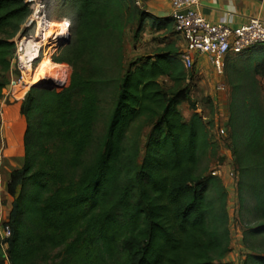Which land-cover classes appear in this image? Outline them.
I'll return each instance as SVG.
<instances>
[{
  "label": "trees",
  "instance_id": "trees-1",
  "mask_svg": "<svg viewBox=\"0 0 264 264\" xmlns=\"http://www.w3.org/2000/svg\"><path fill=\"white\" fill-rule=\"evenodd\" d=\"M62 1L71 40L55 60L68 65L66 84L32 88L20 107L25 162L6 184L12 233L0 237L11 264H230L228 191L219 176L200 171L218 146L180 50L168 44L123 72L128 25L137 24L136 37L147 19L151 29L167 25L135 0ZM29 14L26 0H0V98ZM226 77L239 211L250 215L245 264H264V47L229 57ZM107 88L111 108L98 135ZM183 103L193 110L189 118ZM141 118L152 127L145 149L142 128L132 133ZM249 236L261 240L252 244Z\"/></svg>",
  "mask_w": 264,
  "mask_h": 264
},
{
  "label": "built area",
  "instance_id": "built-area-1",
  "mask_svg": "<svg viewBox=\"0 0 264 264\" xmlns=\"http://www.w3.org/2000/svg\"><path fill=\"white\" fill-rule=\"evenodd\" d=\"M170 17L176 32L184 41L180 50V58L186 69L193 72L197 54L208 55L217 75L226 77L227 60L231 54L239 55L264 45V22L260 18H252L240 28L233 29L225 22L212 23L200 11L201 0H169ZM30 14L20 32L14 38L15 48L11 58V67L7 86L0 98V116L8 103L22 102L34 85L31 80L39 76L42 64L50 57L52 63L46 68L44 81H54L58 88L65 86L67 76L64 74V63L55 60L56 53L66 37L69 28L64 25L60 30L58 21L50 16L47 0H26ZM52 23V26H48ZM52 33V36H48ZM44 72V71H43ZM189 81V80H188ZM57 88V89H58ZM217 89H226V82L220 81ZM2 118V117H1ZM1 120V119H0ZM217 175V170L212 171ZM7 218L0 214V237L5 240L11 236L12 230L6 223ZM0 262L11 264L7 252V244L0 246Z\"/></svg>",
  "mask_w": 264,
  "mask_h": 264
},
{
  "label": "rangeland",
  "instance_id": "rangeland-1",
  "mask_svg": "<svg viewBox=\"0 0 264 264\" xmlns=\"http://www.w3.org/2000/svg\"><path fill=\"white\" fill-rule=\"evenodd\" d=\"M50 16L52 19H59L58 23L60 30L64 27V23L60 21L61 16H63L65 9H60V5L64 4L62 0H47ZM62 12V13H61ZM137 25V24H136ZM136 25L131 23L128 25V29L126 30L125 42H124V70L130 67L131 64L139 61L142 57L147 54L153 52L155 48L154 44H150L149 40L152 38L159 37L157 34L145 33L141 31L140 34L136 37ZM52 26V23H50ZM146 31V30H145ZM263 47V46H260ZM259 48L255 47L252 50ZM63 48L58 51L56 56L60 55ZM251 50V51H252ZM251 51L243 53H249ZM239 55L231 54L230 58H237ZM62 63V62H61ZM65 64V63H64ZM68 68V65L65 64ZM64 73L65 69L63 67ZM71 74V68L69 67V71L67 72L68 81ZM192 75V72H191ZM226 79V89L220 91L217 89V84L220 82V79L217 76L216 71H213V74L207 77L206 82L199 83L193 80V75L191 76L188 84L191 87L193 99L198 102V108L201 111V115L203 116L206 122L210 123V134L212 140L217 144V152L213 156H208L204 158L200 171H206V175L212 173L213 170H217L218 176L222 179L227 191H228V210L230 211V228L232 235V252L225 258L226 262L230 264H245L246 254L249 252L245 246L244 235L247 230V224L250 219V215L248 212H245L242 216L240 214V200H239V169L237 164V159L234 154V149L232 145L231 138V127H230V116L232 109V100H233V90L232 86L228 82V78ZM222 78V79H224ZM165 85H168V80L161 79ZM259 81L263 87V102H264V77H259ZM58 88L57 90L62 89ZM113 97V90L111 88H107L106 91L102 93V103L100 109V116L96 123V133L98 135L102 134L105 122L107 120V116L109 114L111 108V102ZM181 112L185 118H189L193 110L190 108L188 103H183L180 106ZM2 117V118H1ZM0 126H3L4 123V111L0 116ZM27 127V125H26ZM3 128V127H2ZM142 128V137L141 143L142 148L145 149V145L147 139L151 133L152 127L145 126V119L141 118L138 120L133 129L132 133H136L138 129ZM26 130V129H25ZM19 132V131H18ZM25 133V131H24ZM23 133V139H24ZM17 142L20 141L19 133L16 136ZM24 142V140H23ZM21 145V144H20ZM24 148V144L22 143L20 147ZM8 146L4 145V141L0 142V161H6L5 156L8 153ZM92 155V152L90 156ZM25 160L23 161L24 164ZM0 176L1 173H0ZM0 184V214L2 217L8 218L9 211L11 209L12 197L7 192L6 186H4V182ZM245 198L249 197L248 192L244 194ZM9 210V211H8ZM261 240V236H249V242L252 244H257Z\"/></svg>",
  "mask_w": 264,
  "mask_h": 264
},
{
  "label": "crops",
  "instance_id": "crops-1",
  "mask_svg": "<svg viewBox=\"0 0 264 264\" xmlns=\"http://www.w3.org/2000/svg\"><path fill=\"white\" fill-rule=\"evenodd\" d=\"M135 1L140 3L141 7L150 14V16L158 18L160 23L167 25V27L151 29L149 26V19L143 22L142 31H144V34L154 33L159 35V37L149 40L150 44L155 45L153 52L168 44H174L177 49L181 50L184 46V41L176 32L173 20L170 17V1ZM200 11L203 16L212 23L223 21L233 29L248 24L252 18H260L264 22V0H201ZM261 46L264 47V45ZM213 71L215 70L208 55L197 54L194 70L192 72L193 80L199 83L206 82L207 77L212 75ZM217 76L220 78L218 80L226 82L225 78L222 79L223 77ZM20 107L21 102L8 103L4 108L5 120L2 126L3 128L0 126V142L3 140L4 145L8 146L7 149L9 150V154H7L4 159L6 161H0V173L2 175L0 176V184L2 185L1 182H4V186L8 183L12 170L21 167L25 160L23 146L20 147V149L18 148L23 143V133L27 125L26 119L20 112ZM18 133L21 138L18 143H15L17 142L16 136Z\"/></svg>",
  "mask_w": 264,
  "mask_h": 264
},
{
  "label": "bare ground",
  "instance_id": "bare-ground-1",
  "mask_svg": "<svg viewBox=\"0 0 264 264\" xmlns=\"http://www.w3.org/2000/svg\"><path fill=\"white\" fill-rule=\"evenodd\" d=\"M48 26H50V23H48ZM53 26H58L59 27V24H53ZM60 29H61V27H60ZM48 36H52V33L50 34V35H48ZM52 63V61H51V58L50 57H48V58H46L45 59V61H44V63L42 64V66H41V69H42V71L40 70V74H39V76L38 75H36L35 77H33V79L31 80V84L32 85H38V84H41L42 82H44V80L41 78V77H46V75H47V73H45L46 71H47V67L49 66V64H51ZM44 71V72H43Z\"/></svg>",
  "mask_w": 264,
  "mask_h": 264
},
{
  "label": "water",
  "instance_id": "water-1",
  "mask_svg": "<svg viewBox=\"0 0 264 264\" xmlns=\"http://www.w3.org/2000/svg\"><path fill=\"white\" fill-rule=\"evenodd\" d=\"M71 40V34L66 37L62 45L60 46L61 48H64L66 45L70 43ZM59 87V84H57L54 81H44L41 84L35 85L33 88H42V89H48V90H55Z\"/></svg>",
  "mask_w": 264,
  "mask_h": 264
}]
</instances>
